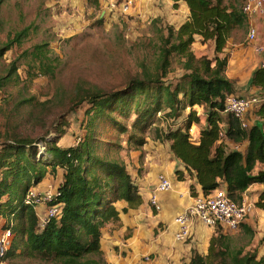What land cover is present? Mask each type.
Returning <instances> with one entry per match:
<instances>
[{
    "label": "trees",
    "instance_id": "obj_1",
    "mask_svg": "<svg viewBox=\"0 0 264 264\" xmlns=\"http://www.w3.org/2000/svg\"><path fill=\"white\" fill-rule=\"evenodd\" d=\"M171 1L173 8L184 4L188 18L179 26L157 28L150 62L143 63L115 91L89 87L71 100L68 114L84 106L80 124L84 134L77 143L61 147L46 142L43 154L36 145L43 139L19 136L0 143L1 229H9L13 235L0 262L23 255L56 264H104L100 245L103 229L118 224L121 213L137 209L143 201L137 181L123 162L104 154V148L114 152L124 149L102 138L106 129L119 136L128 135L127 145L133 144L135 150L146 144L143 134L147 131L154 133L153 139L168 142L170 154L182 167V171H176V179L182 180L185 173L193 177L202 196L223 186L230 200L240 202L249 186L264 184V171H255L264 164V66L252 73L249 82L256 91L254 96L261 100L251 110L256 121L243 128L235 117L224 114L226 97L234 95L233 83L225 76L228 56L224 49L231 33L246 24L243 0ZM86 2L94 10L100 7V0ZM152 21L154 25L161 23L159 19ZM32 29L33 23L0 40V59L19 47ZM196 38L201 44L213 45L211 57L195 56ZM46 47V43L35 45L23 56H30L29 62L39 74L49 76L52 68ZM16 60L10 63L8 74L0 77V90L16 75ZM162 118L172 120L173 126L152 129ZM192 127L197 130L196 142L191 140ZM230 143H246L245 150L232 149ZM48 169H60L62 181L43 201L34 190ZM38 199L41 201L36 202ZM42 204L58 208L57 214L45 222L36 212ZM257 206L264 207V192ZM241 229L252 234L243 225ZM229 241L216 228L206 254L192 251L184 264H264L255 251L231 247Z\"/></svg>",
    "mask_w": 264,
    "mask_h": 264
},
{
    "label": "rangeland",
    "instance_id": "obj_2",
    "mask_svg": "<svg viewBox=\"0 0 264 264\" xmlns=\"http://www.w3.org/2000/svg\"><path fill=\"white\" fill-rule=\"evenodd\" d=\"M1 2V41L5 40L8 33L19 31L31 23L35 29L31 30L30 36L19 47H13L0 59V77L8 74L10 63L17 59L16 75L0 90V143L19 136L43 139V142L36 143L42 154L46 150V142L69 147L80 140L84 134L80 128L84 106L68 114L73 97L89 87L115 91L124 86L129 76L138 72L143 63L152 60V49L158 38L157 28L167 25L169 21L166 17H158L155 19L161 23L152 24V20H155L152 11L142 10L138 5L128 15L122 16L109 11L106 3L94 10L86 0ZM43 43L47 44L48 63L52 68L49 76L39 74L33 63L29 62L30 56H23L24 52L30 54L35 45ZM168 126H173L172 120L162 118L155 122L152 129L157 127L164 130ZM102 133V138L113 140L124 148L117 152L104 148V154L123 162L137 183L143 175V163L150 150L159 151L162 158H171L168 142L153 139L155 135L151 131L143 134L146 138L144 146L150 147L149 152H143L144 146L138 150H135L133 144L128 146V135L119 136L111 129ZM148 160V163L152 162V158ZM61 175L60 169L56 172L48 169L41 183L34 188L35 194L42 198L53 194L62 181ZM117 208H121V203L117 204ZM44 210L46 213L47 208L44 207ZM117 226L114 224L113 227ZM225 235L229 237L231 247L242 248L245 252L255 251L257 258L264 260V237L256 241L254 232L249 235L241 230ZM119 260L118 264H145L140 257L132 260L126 251L120 254ZM101 261L112 264L104 253ZM0 264L56 263L29 259L22 255L7 257Z\"/></svg>",
    "mask_w": 264,
    "mask_h": 264
},
{
    "label": "crops",
    "instance_id": "obj_3",
    "mask_svg": "<svg viewBox=\"0 0 264 264\" xmlns=\"http://www.w3.org/2000/svg\"><path fill=\"white\" fill-rule=\"evenodd\" d=\"M100 0V5L104 3L106 8L108 2ZM244 2V0H243ZM142 10H149L153 13V19L166 17L167 23L179 26L187 20L188 8L180 3L177 8H173L171 0H135ZM146 12V11H145ZM254 28L256 37L253 41H248V31ZM199 38L193 46V52L197 58L211 57L213 55V45L210 43L201 44ZM264 47V14H253L247 17L245 26L242 29L234 30L227 40L224 54L228 56L225 76L234 86V95L250 98L256 91L249 86L252 73L264 66V54L257 52L256 48ZM201 112L200 109H197ZM256 121L253 111L246 116L247 126ZM203 122V120H202ZM192 132L197 135L196 128L192 127ZM232 149L238 147V151H244L246 143L237 146L230 143ZM143 147V152H149V148ZM158 152V153H157ZM171 158H162L159 151L150 150L143 163V175L138 179L142 205L135 210H129L126 214L119 215V225L114 228V224L107 225L102 231L101 250L108 261L112 264L120 263V254L128 252V256L134 260L147 255L151 259L145 264H184L191 257L192 251L200 255H205L210 238L214 235V228L207 227L197 220L191 222V236L184 242H178L174 238L176 226L175 218L188 208L193 199L202 196L200 187L193 177L186 173L182 180L176 179L177 170L182 171V167L169 154ZM152 162L148 163V159ZM259 171V167L255 168ZM164 175L172 182V190L157 195L160 211L153 213L147 203L149 194L154 190L158 175ZM192 187V191H191ZM264 192V184L254 183L242 195L252 204L251 213L242 223L255 233L256 241L263 240L264 237V207L259 208L257 202L259 196ZM194 194V195H193ZM44 204L36 207L39 217H43ZM0 219V232L3 225ZM242 225L237 232L243 231ZM235 233V232H233ZM118 247V250H116ZM262 255H264V241Z\"/></svg>",
    "mask_w": 264,
    "mask_h": 264
},
{
    "label": "built area",
    "instance_id": "obj_4",
    "mask_svg": "<svg viewBox=\"0 0 264 264\" xmlns=\"http://www.w3.org/2000/svg\"><path fill=\"white\" fill-rule=\"evenodd\" d=\"M135 6V0H110L107 9L111 12H116L119 15H128ZM242 12L248 17L253 14H264V0H244L242 5ZM256 37L254 28L248 31V41H253ZM257 52L264 54V47L256 48ZM258 97H239L236 95H229L225 100L224 114H230L235 117L241 124V127L246 128V116L252 108L260 102ZM191 140L197 141V135L190 129ZM223 135V133H220ZM236 150L238 147L235 148ZM259 170L264 171V164L259 166ZM172 190V182L166 176L160 174L157 177V183L154 190L149 194L147 203L152 209L153 213L160 211V204L157 198L159 193H165ZM244 194V193H243ZM50 198V194L45 196L42 200ZM38 199L36 202H40ZM58 208L49 207L41 222H45L48 217H53L57 214ZM252 204L242 196L240 202L230 200L225 193L224 187L217 188L208 196H200L193 199L192 204L179 214L175 220L176 231L174 238L178 242H184L191 236V222L197 220L203 225L210 228H218L224 234L237 232L240 225L244 222L247 216L251 213ZM12 233L9 229L0 232V260H2L12 241ZM142 261L147 263L150 261L149 256L142 257Z\"/></svg>",
    "mask_w": 264,
    "mask_h": 264
}]
</instances>
